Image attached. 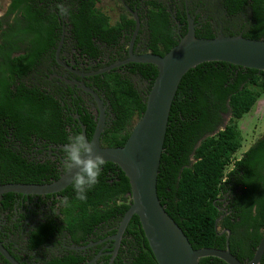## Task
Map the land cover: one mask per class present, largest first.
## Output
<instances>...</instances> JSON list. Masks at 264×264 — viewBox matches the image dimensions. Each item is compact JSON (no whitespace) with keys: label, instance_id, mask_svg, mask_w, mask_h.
Segmentation results:
<instances>
[{"label":"trees","instance_id":"trees-1","mask_svg":"<svg viewBox=\"0 0 264 264\" xmlns=\"http://www.w3.org/2000/svg\"><path fill=\"white\" fill-rule=\"evenodd\" d=\"M100 1L12 0L0 20L1 184H48L57 180L59 176L50 162L29 161L23 152L32 147L34 137L60 145L66 144L70 135H81V125L73 120L75 113L91 140L96 123L89 114L75 110L70 115L71 109L63 106V99L39 86L30 88L26 77L58 42L57 30L64 18L72 24L81 48L91 55L99 53L94 38L118 43L128 32L126 28L135 29L136 21L128 18L127 10L121 22L112 24L110 17L97 7ZM221 2L230 18L241 20V36L264 40V0ZM164 4L150 2L148 14L152 36L148 50L160 56L166 55L181 38ZM185 29L182 28V36ZM196 36L206 39L216 35L207 23L196 31ZM120 69L123 68L94 78L115 115L113 124L105 127L103 147L125 145L146 110L148 93L158 75L154 65L134 64L133 72L148 84L141 91L131 76ZM263 94L264 71L224 62L198 65L182 79L171 109L157 188L165 210L183 229L194 249H226L228 233H221L230 230L232 254L248 262L264 237V135L240 159L236 156L244 142L239 122ZM229 115L225 129L216 132ZM73 123L76 125L68 131L67 125L72 127ZM61 194L67 200L61 205L63 219L42 224L35 234L37 244L64 230L76 242L109 228L114 234L132 204L130 181L113 163H105L99 183L87 193L86 200L77 198L72 184ZM219 218L221 229L217 230ZM81 260L70 256L54 264H77ZM114 264H158L137 216L125 231ZM200 264L227 263L208 257L201 259Z\"/></svg>","mask_w":264,"mask_h":264},{"label":"flooded vegetation","instance_id":"flooded-vegetation-1","mask_svg":"<svg viewBox=\"0 0 264 264\" xmlns=\"http://www.w3.org/2000/svg\"><path fill=\"white\" fill-rule=\"evenodd\" d=\"M118 1L121 10L118 13L117 22H121L123 15H127L126 10L130 15L128 18L135 19V12L140 20L133 47L135 54L150 53L148 48L152 36L148 25V14L150 12L149 4L153 1L165 2L164 5L168 6V12H170L173 23L177 27V34L181 37L182 28H186L187 33V20L189 17L193 18L196 31L209 23L215 35L224 34L227 36L229 33L228 36H230L231 33H234V35H242L243 33L241 30L243 28H240L241 20L230 18L221 0ZM178 18L185 19L186 22L181 23ZM136 29L137 25H135L133 31L131 27L126 28L125 31L128 32L121 37L122 39L118 43L109 44L94 38V45L99 53L91 55L87 49L83 50L81 48L73 32L72 24L67 18H64L61 29L57 30L58 42L51 46L44 57L28 72L29 75L26 79L29 87L39 86L43 90L46 89L56 98L65 101L63 106L67 105L71 109L70 115H73L75 110H84V114H89L92 121L96 123V119L100 116L98 104L93 94L80 87V84L83 83L104 101L106 127L108 124H113L115 119L113 107L99 88L94 79L97 75L94 73L117 62L129 59L131 43ZM134 64L136 63L120 66L119 68H123L120 69V72L130 75L135 87L139 90H146L148 84L136 72H133ZM65 111H68V108ZM77 115L79 114L75 113L73 120L79 125L83 124L80 116L77 118ZM75 125V123L72 124V127L67 125L68 131H71ZM33 141L34 144L31 148H25L24 156L29 161L50 162L56 170V176L60 178L66 172L63 166V147L65 144L47 143V140L41 141L40 139L38 141L35 137ZM17 144H20V141H17ZM17 147L20 149L19 146ZM1 182L2 179L0 178V186L4 185ZM64 200L65 196L61 192L46 196H24L15 193L0 196V242L20 264H54L57 260L70 256L82 258L77 264H114L122 247V242L117 256L112 261L115 246L111 237L117 233L116 231L113 234L112 228L97 235H89L86 239L78 242L72 238L67 230H64L62 234L58 232L55 236L50 234L45 241L39 244L35 242L37 241L35 239L36 231L42 224L47 223L49 220L63 219L61 205ZM90 244H93V246L82 250L83 247ZM70 262L73 261L70 260ZM0 264L11 263L0 253Z\"/></svg>","mask_w":264,"mask_h":264},{"label":"water","instance_id":"water-1","mask_svg":"<svg viewBox=\"0 0 264 264\" xmlns=\"http://www.w3.org/2000/svg\"><path fill=\"white\" fill-rule=\"evenodd\" d=\"M134 17L137 29L131 43L129 59L94 73L96 75L103 74L128 63L151 64L158 69V75L147 96L146 110L135 123L123 147L102 146V135L106 127L104 101L85 84H80L82 89L94 95L98 104V113H100L96 119V128L91 140L87 137L84 124H81V135L93 146L96 153L103 156L105 163L119 166L131 185L132 204L124 215L116 235L111 237L115 246L112 261L117 256L130 221L134 216H137L158 264H200L201 259L208 257L221 259L227 264H261L264 256V237L253 259L248 262H242L232 254L230 230L221 233V235L225 232L228 233L226 249H194L183 229L162 205L158 196L157 183L171 109L183 77L198 65L210 62H224L264 71V40H252L241 35L226 36L224 34L216 35L214 38H198L195 22L193 18L189 17L187 33L166 55L135 54L133 47L140 20L135 12ZM230 118V115L227 116L223 126L216 132L225 129ZM75 171L73 170L71 174L65 172L60 178L48 184H4L0 186V196L8 193L24 196L57 194L72 184L71 177L75 175ZM221 219L216 221L217 230H219L218 225ZM91 246L93 244L83 247L82 250ZM0 253L11 264H20L1 242Z\"/></svg>","mask_w":264,"mask_h":264},{"label":"clouds","instance_id":"clouds-1","mask_svg":"<svg viewBox=\"0 0 264 264\" xmlns=\"http://www.w3.org/2000/svg\"><path fill=\"white\" fill-rule=\"evenodd\" d=\"M63 166L69 174L76 170L71 177L73 190L79 200H86L87 193L99 183L105 160L84 136L73 135L63 147Z\"/></svg>","mask_w":264,"mask_h":264},{"label":"rangeland","instance_id":"rangeland-1","mask_svg":"<svg viewBox=\"0 0 264 264\" xmlns=\"http://www.w3.org/2000/svg\"><path fill=\"white\" fill-rule=\"evenodd\" d=\"M12 0H0V20L6 14ZM97 7L106 13L112 24L117 23L121 5L118 0H101ZM244 142L236 156L240 159L249 148L264 135V94L258 99L252 111L239 122ZM221 228L219 227V230Z\"/></svg>","mask_w":264,"mask_h":264}]
</instances>
